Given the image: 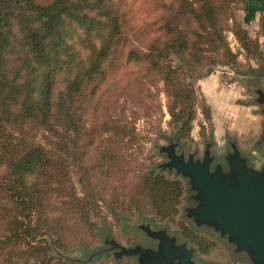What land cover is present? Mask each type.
<instances>
[{
	"label": "trees",
	"instance_id": "trees-1",
	"mask_svg": "<svg viewBox=\"0 0 264 264\" xmlns=\"http://www.w3.org/2000/svg\"><path fill=\"white\" fill-rule=\"evenodd\" d=\"M232 1L183 0L176 16H187L189 25L193 22L196 28L177 25L172 31L174 41L157 47L144 44L136 51L134 46L126 50L120 46L126 40L123 14L121 10L111 12L107 2L102 5L103 0H0V264H89L103 254L96 249L85 259L66 256V232L61 227L55 230L59 216L47 215L54 195L64 205L63 213L75 215L85 228H94L91 213L98 212L103 198H98L95 189L76 194L69 186L66 191L68 159H78L76 165L84 167L81 158L90 136H94L90 144L96 152L93 172L107 177L122 170L118 151L98 149L99 130L86 128V85L115 73L111 57L144 64L145 72L157 74L163 83L169 124L176 135L186 133L197 105L193 82L185 78L186 69L195 71L206 59L215 64L236 58L219 26ZM235 25L232 32L245 51L257 49V42L240 23ZM140 34L146 37L147 31ZM169 53L179 64L164 61L169 60ZM210 55L215 57L207 58ZM95 90H89L88 98ZM201 110L207 117L208 107L203 104ZM110 122L103 131L113 136L133 132L115 120ZM38 134L44 145L36 141ZM155 167L152 164L139 172L133 193L122 203L104 201L112 216L139 207L162 218L177 213L182 180ZM186 230L185 236L198 248L207 250L212 245Z\"/></svg>",
	"mask_w": 264,
	"mask_h": 264
},
{
	"label": "rangeland",
	"instance_id": "rangeland-1",
	"mask_svg": "<svg viewBox=\"0 0 264 264\" xmlns=\"http://www.w3.org/2000/svg\"><path fill=\"white\" fill-rule=\"evenodd\" d=\"M182 1L103 0L102 5L107 2V9L111 12L121 10L126 40L123 39L120 46H124L125 50L134 46L133 49L137 51L144 44H154L157 47L160 43L163 46L174 41L172 31L177 25L184 29L196 28L193 22L189 25L187 16L183 19L176 16ZM236 22L240 23L249 38L257 42V49L248 52L241 46L232 32ZM219 24L224 28L223 34L236 53V58L227 63L223 61L215 64L206 59L199 69H186V81L193 82L197 94L195 116L186 133L176 135L175 127L169 124L168 97L163 83L157 74L146 73L144 64H138L135 60L116 61V58L111 57L109 62H113L114 68L117 67L115 73H109L104 78L97 77L86 85V128L96 126L99 130L100 134L95 142L98 149L108 147L114 149L112 152L118 151L122 170L107 177L93 172L91 167L96 160V152L93 153L90 141L94 136H90L86 143L85 155L81 158L84 161L83 168L76 165L78 159H68L71 166L66 191L69 186L76 194L95 189L98 198L101 196L103 200L100 199L98 203V212L91 213V220L95 224L93 229H89L79 224L75 215L63 213L62 202L58 197L51 196L47 215L59 216L55 230L58 231L61 227L66 232L67 248L63 252L66 256L85 259L91 256L93 250L105 249L100 257L89 264H141L137 255L115 254L117 249L110 248L109 243L157 249L158 239L150 235L146 231L148 229L163 230L169 236H174L176 244L185 243L192 247L193 259L197 264H251L244 253L234 251L233 245L225 237L207 225L195 224L187 216L186 208L195 203L190 197L194 191L189 188L187 178L175 174L173 168L161 169L158 165L168 160L161 146L170 141L176 143L174 153H182L184 159L192 153L193 159L201 160L207 147L214 155L211 166L215 163L225 165L223 155L229 149L230 141L235 142L240 153L250 163L264 155V104L257 102L260 91L264 94V0H246V9L241 0H233L230 10L220 18ZM141 30L147 31L146 37L140 34ZM168 57L169 60L164 61H170L173 66L179 64L173 53H169ZM213 57L215 56L210 55L207 58ZM197 74L202 75L196 77ZM91 88L96 90L88 98L87 93ZM203 104L208 107L207 117L201 110ZM111 120L118 122L117 125L133 128L132 134L119 137L118 133L113 136L110 132L103 131L105 124L111 126ZM107 134H110L108 138ZM36 139L44 145L41 134ZM79 140L78 144L81 145L83 139ZM152 164H156L155 169L164 174L182 180L183 192L177 213L162 218L139 207L134 210H119L117 218L112 216L104 201L107 204L110 200H116L120 204L122 200H126L133 193L139 172ZM185 228L186 233L199 234L212 242V245L207 250L198 248L185 236Z\"/></svg>",
	"mask_w": 264,
	"mask_h": 264
},
{
	"label": "water",
	"instance_id": "water-1",
	"mask_svg": "<svg viewBox=\"0 0 264 264\" xmlns=\"http://www.w3.org/2000/svg\"><path fill=\"white\" fill-rule=\"evenodd\" d=\"M257 102L264 104L261 91ZM175 145L170 141L161 146L168 160L158 165L161 169L173 168L175 174L187 178L194 191L190 197L195 201L186 208L187 216L195 224L207 225L225 237L234 251L244 253L251 264H264V155L250 163L230 141L223 155L225 165L211 166L214 155L207 147L199 160L193 159L192 153L185 159L182 153L175 154ZM146 231L158 239L157 249L124 247L114 242L109 247L117 249L115 254L139 256L141 264H197L192 247L176 244L174 236L163 230Z\"/></svg>",
	"mask_w": 264,
	"mask_h": 264
},
{
	"label": "crops",
	"instance_id": "crops-1",
	"mask_svg": "<svg viewBox=\"0 0 264 264\" xmlns=\"http://www.w3.org/2000/svg\"><path fill=\"white\" fill-rule=\"evenodd\" d=\"M243 7L246 9V0H241Z\"/></svg>",
	"mask_w": 264,
	"mask_h": 264
}]
</instances>
